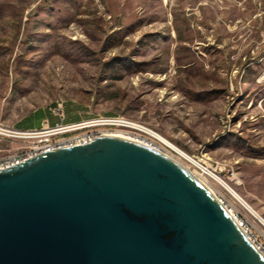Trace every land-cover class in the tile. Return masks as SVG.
Segmentation results:
<instances>
[{
	"label": "rangeland",
	"instance_id": "rangeland-1",
	"mask_svg": "<svg viewBox=\"0 0 264 264\" xmlns=\"http://www.w3.org/2000/svg\"><path fill=\"white\" fill-rule=\"evenodd\" d=\"M100 117L202 156L264 221V0H0V129ZM27 144L0 131V158ZM207 181L264 243L259 218Z\"/></svg>",
	"mask_w": 264,
	"mask_h": 264
},
{
	"label": "water",
	"instance_id": "water-1",
	"mask_svg": "<svg viewBox=\"0 0 264 264\" xmlns=\"http://www.w3.org/2000/svg\"><path fill=\"white\" fill-rule=\"evenodd\" d=\"M0 264H264L211 191L118 135L0 171Z\"/></svg>",
	"mask_w": 264,
	"mask_h": 264
},
{
	"label": "built area",
	"instance_id": "built-area-1",
	"mask_svg": "<svg viewBox=\"0 0 264 264\" xmlns=\"http://www.w3.org/2000/svg\"><path fill=\"white\" fill-rule=\"evenodd\" d=\"M140 128L146 127L125 117H100L99 119L66 126L57 125L56 127L44 130L8 131L0 129L3 136L22 139L28 142L27 146L20 153L0 158V171L10 169L47 152L66 147L87 145L103 135H122L149 144L146 139H142L143 134L149 135ZM177 158L197 175L209 181L213 180V177L220 179L217 170L213 169L212 165L205 163L202 160V156H190L182 153L181 155H177ZM237 219L239 220L238 217ZM239 225L246 231V234L250 237V241L264 256V243H260L254 238V235L244 225L243 221L239 220Z\"/></svg>",
	"mask_w": 264,
	"mask_h": 264
},
{
	"label": "bare ground",
	"instance_id": "bare-ground-1",
	"mask_svg": "<svg viewBox=\"0 0 264 264\" xmlns=\"http://www.w3.org/2000/svg\"><path fill=\"white\" fill-rule=\"evenodd\" d=\"M142 129L143 132H145L146 134H148L150 137L154 138L155 140H157L159 143H161L163 146L167 147L168 149H170L173 153L177 154V155H181L182 153H184L183 151L179 150L178 148H176L172 143L168 142L166 139L161 138V136H159L158 134L154 133L151 130H148L146 128H140ZM118 136H122V135H118ZM125 137V136H123ZM128 138V137H127ZM132 139V138H130ZM136 140V139H133ZM141 142V141H140ZM171 156V155H170ZM171 159H173L174 161H176L179 165H181L190 175H192L197 181H200L203 185H205L212 193V195L218 200V202L225 208V210L231 215V217L233 219H235V221L239 224V220L237 219V217L234 215V212L228 208L224 202L221 200V198L216 194V192H214L211 187L208 184V179L203 178L199 175H197L194 171H192L190 168L186 167V165L184 166L183 164H181L176 157L171 156ZM213 180L215 182H217L218 184H220L223 188H225L229 193H231L238 201H241V203L243 204V206L249 210V212L254 216H257V218H259V222L264 226V221L260 219V217L258 215H256V213L245 203H243V201L241 200V198H239L224 182H222V180L218 179V178H214ZM243 230V229H242ZM243 232L245 233V235L249 238L250 237L246 234V231L243 230ZM254 245V244H253ZM262 254V253H261ZM263 255V254H262Z\"/></svg>",
	"mask_w": 264,
	"mask_h": 264
}]
</instances>
